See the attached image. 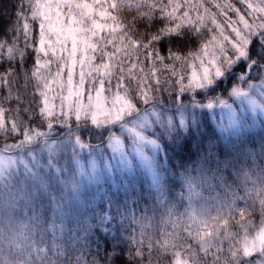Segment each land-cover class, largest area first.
I'll use <instances>...</instances> for the list:
<instances>
[{"label": "snow or ice", "instance_id": "obj_1", "mask_svg": "<svg viewBox=\"0 0 264 264\" xmlns=\"http://www.w3.org/2000/svg\"><path fill=\"white\" fill-rule=\"evenodd\" d=\"M18 5L15 23L0 21V180L14 177L8 207L22 205L33 222L21 225V234L42 227L38 240L24 236L31 244L13 253L20 257L16 264H264V144L255 153L242 142L220 146L208 139L205 150L206 134L198 124L159 109L165 98L185 97L196 106L230 107L226 95L246 97L264 81V0H18ZM157 62L171 70L163 81ZM77 124L127 125L139 144L166 150L154 164L137 148L151 172L150 184L110 197L111 214L101 210L96 223L90 222L94 209L66 207L34 170L39 161L31 146L46 130ZM157 124L169 134L178 129L170 143L161 146L145 134ZM77 143L87 146L80 138ZM109 147L120 151L121 139ZM215 189L232 195L204 211L192 208L193 196L204 199V192ZM130 198L133 205L145 204L140 217L129 213ZM49 209L51 222L44 217ZM73 212L84 235L65 241L64 217ZM125 220L137 225L127 235ZM97 229L112 232L115 243L101 258L97 241L89 260L85 249Z\"/></svg>", "mask_w": 264, "mask_h": 264}, {"label": "trees", "instance_id": "obj_2", "mask_svg": "<svg viewBox=\"0 0 264 264\" xmlns=\"http://www.w3.org/2000/svg\"><path fill=\"white\" fill-rule=\"evenodd\" d=\"M19 5L18 0H0V21H2L5 25L8 23H15L16 22V16L15 12L19 11ZM115 14V13H114ZM140 32L144 31V28L140 27ZM3 34L0 33V36ZM10 35V34H9ZM194 43H189V48H195ZM111 50V49H109ZM164 55H167V53H162ZM165 64L172 63L171 61L166 60L164 62ZM146 68L148 66V63L145 62ZM7 65H4L6 67ZM27 67H31V59H29V62L27 64ZM156 68L158 70L157 76L158 78L163 81L166 79L170 73V69H164L163 66L160 63H156ZM3 68L0 67V71H2ZM179 71V68H177ZM150 77V74H148ZM155 81L153 80V83ZM20 84H23V81H20ZM28 91H31V86H29ZM2 92V90H0ZM165 97L167 96L166 93H164ZM226 98V97H225ZM187 98L184 99L183 102H186ZM176 100L165 98L164 101L161 104H164L165 106H173L175 105ZM182 102V103H183ZM160 104V105H161ZM200 114V117H204L205 114ZM195 125L198 124L200 127V130L203 131L206 136L204 139V149L207 148L208 139L217 140L220 144V146L229 144L230 142H242L246 149L249 152H252L253 149H255V153L260 152L261 145L264 144V121L261 122L260 126H257L255 128H251L250 130H244L240 134L237 135H223L209 120L199 121L196 120ZM195 125L192 124L193 127ZM115 127H96L92 125H85V124H77L75 126H58L54 127L50 130H46L45 135L43 138H51L52 135H60L62 138H68L70 142L77 143V138L82 139L84 142L87 143L86 138L89 137V140L92 142H100L104 141L109 136H111L114 133ZM150 131L149 134L158 140V142L163 146L165 142L170 143L171 142V136L175 134L178 129L174 130L171 134L164 132V129L161 127H155L153 131ZM147 131V132H148ZM161 133H163V136H161ZM184 135H187L186 132H184ZM67 139V140H68ZM12 140H9V143H11ZM255 153H253V156H255ZM166 156V150H164L162 147L159 149L158 157L156 159V164H158L162 159H164ZM197 157L195 154H193L192 159L195 160ZM64 159V161H63ZM59 161L58 172L56 173L54 168H48V169H41L40 174L45 177L48 183V189L50 194L57 196L61 199V201L65 204L66 207L69 205L73 209H78L79 212H88L91 213V210H95V219L91 220L90 222L96 223L99 219V214L101 210L108 212L111 214V209L108 207V202L110 197H114L116 194L123 195L125 189H128L129 191L132 190V188H135L136 191H139L141 186H144L145 189H147V186L150 184V179L147 178L143 171L140 168H133V170L129 172H120V171H113L112 172V179L105 178L104 180H98L95 182H92L90 184H80L77 180V172L76 167L74 166V160L72 155H68L67 157H64ZM65 162V163H64ZM179 158L174 159L173 163H178ZM189 166H191V161H187ZM257 165L261 164V161L257 157L256 161ZM66 167V170H65ZM54 169V170H52ZM245 171H247V168H245ZM255 179V177H253ZM174 192L179 191V189H174ZM209 195L211 196V201H208ZM225 195H227L228 198L231 197L232 193L231 191H228L227 189H215L210 194L208 192H204L203 196L204 199H199L196 196H193L192 199V208L196 209L197 211H204L206 210L210 205V203L219 204L222 199H224ZM133 199H129V213L134 214L136 217L141 216V210L145 207V204L141 201L138 204H132ZM45 204L47 205V201H45ZM184 206H188V201L185 199ZM243 206V205H241ZM181 211H183V208H181ZM215 214V212H213ZM151 215V213H149ZM13 219H4L3 215V225L0 223V229L2 227V231H0V264H4V261H9L10 264H16V261L20 259L19 256H14L13 253L20 252L23 250L24 247H27L29 244H31V239H25L24 236L31 235L35 239H39V230L41 226H33L31 233H29L27 230H24L21 234L20 232V226L23 224H30L32 225L33 222L30 220L29 216L25 215L23 206L20 204H17L15 206V211L12 215ZM44 217L47 222H51L52 220V212L49 209L48 211L44 212ZM119 220V218H117ZM258 221V214L256 217ZM56 224L59 225L60 219H56ZM115 223V222H114ZM124 229L123 234L127 235L128 231H130L132 228L137 227V225H134L130 223V221L125 220L124 222ZM64 225H65V234L64 239L65 241L70 240V238L73 235L79 234L81 236L84 235L83 232H79V227L77 223V213H69L64 217ZM112 225H109V228H111ZM15 231L17 235L12 233V231ZM113 233L109 232L107 234L103 233L100 230H96L95 235L91 237V246L88 249H85V252L87 254V259L91 260L92 256L96 254L97 251V241L99 242L100 250H99V256L102 258L105 254V250L111 249L114 241L111 240V235ZM15 236V237H13ZM11 249V251H10ZM34 251V248H33ZM147 254V253H146ZM25 258L27 259V253H24ZM186 258V257H185ZM155 264V261H154Z\"/></svg>", "mask_w": 264, "mask_h": 264}, {"label": "rangeland", "instance_id": "obj_3", "mask_svg": "<svg viewBox=\"0 0 264 264\" xmlns=\"http://www.w3.org/2000/svg\"><path fill=\"white\" fill-rule=\"evenodd\" d=\"M55 68L56 66L53 64V71H55ZM78 71L79 68H77V73ZM187 71H190V69H187ZM76 79H78V75ZM53 88H55V85H53ZM225 97L230 107L217 105L213 108H205L189 104L188 101H186L172 111L160 107L159 109L166 116H173L177 120L183 115L184 119L193 125H195L194 123L196 120H209L226 136L237 135L244 130H250L251 128L260 126L261 122L264 121V107H261L264 105V81H261L260 85H253V87L248 90V96L246 97L238 99L228 98L227 95ZM253 100L256 101L255 104L252 103ZM56 103H58V101ZM179 103L180 100H178V104ZM202 112L205 114L204 117H200V114H198ZM135 123V121H132L133 125ZM155 126H159V124L146 127L144 132L148 128L153 129ZM113 130L114 133L109 136V138L95 144H92L89 137H87L86 147H82L78 143L70 142L68 138H62L60 135L56 134L52 135L51 138L42 137L38 143L31 146V150L36 152L39 161V167L34 170L40 173L41 169L46 170L48 168H54L57 173L59 170L57 167L59 161L68 155H72L75 163L74 166L76 167L77 180L80 184L86 185L98 180L102 181L105 178L112 179L113 171L129 172L134 167L142 169L145 176L151 181V172L138 154L137 148H142L144 155L149 157L154 164L156 162L158 149H153V147L146 142L139 144L135 134L129 131L127 125L115 126ZM116 138L121 139L120 151H113L112 148L109 147ZM14 185L15 179L12 176L0 180V221L3 219V215L4 219L7 218L10 220L14 218L10 215L14 213L15 207H8V193L14 190ZM3 224L2 222L1 226ZM12 233L15 234V236L17 235L14 230Z\"/></svg>", "mask_w": 264, "mask_h": 264}]
</instances>
